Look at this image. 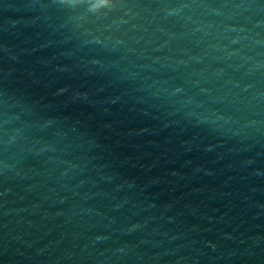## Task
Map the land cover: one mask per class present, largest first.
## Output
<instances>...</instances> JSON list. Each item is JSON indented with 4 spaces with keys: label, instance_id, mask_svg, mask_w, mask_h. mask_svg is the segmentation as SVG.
Here are the masks:
<instances>
[{
    "label": "water",
    "instance_id": "95a60500",
    "mask_svg": "<svg viewBox=\"0 0 264 264\" xmlns=\"http://www.w3.org/2000/svg\"><path fill=\"white\" fill-rule=\"evenodd\" d=\"M0 264H264V0H0Z\"/></svg>",
    "mask_w": 264,
    "mask_h": 264
},
{
    "label": "snow or ice",
    "instance_id": "6c2138e0",
    "mask_svg": "<svg viewBox=\"0 0 264 264\" xmlns=\"http://www.w3.org/2000/svg\"><path fill=\"white\" fill-rule=\"evenodd\" d=\"M62 3H69L71 6L75 7L77 5H91L92 8L97 7H107L112 0H61Z\"/></svg>",
    "mask_w": 264,
    "mask_h": 264
}]
</instances>
